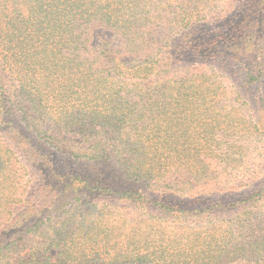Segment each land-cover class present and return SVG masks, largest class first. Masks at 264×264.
<instances>
[{
  "label": "trees",
  "instance_id": "obj_1",
  "mask_svg": "<svg viewBox=\"0 0 264 264\" xmlns=\"http://www.w3.org/2000/svg\"><path fill=\"white\" fill-rule=\"evenodd\" d=\"M0 68V264H264V0H0ZM12 129L110 170L23 217Z\"/></svg>",
  "mask_w": 264,
  "mask_h": 264
},
{
  "label": "rangeland",
  "instance_id": "obj_2",
  "mask_svg": "<svg viewBox=\"0 0 264 264\" xmlns=\"http://www.w3.org/2000/svg\"><path fill=\"white\" fill-rule=\"evenodd\" d=\"M108 35L112 36V32L98 28L94 33V40L97 41L101 36ZM0 78L6 89L9 91L10 96L14 98L15 90L17 88V82L2 68H0ZM247 95L249 96L250 108L255 114L263 108L264 102V79L261 84H255L247 87ZM247 99V98H246ZM26 108V107H25ZM260 114V113H259ZM7 128L12 126L8 125ZM14 136L17 138L16 144L19 153L22 156V160L27 164L32 177L34 179V187L32 189V196H34V201L27 213L23 216L28 215L33 216L35 213L47 210L50 207L61 206V204L70 197V192L77 185H80L81 180L86 179L88 176H97L101 172H109L110 168L108 165L98 166L91 164H81L72 163L71 159L58 158V154L55 150L46 145L44 141L38 140L33 135L31 131H25L20 133L16 129H12ZM68 146H86L79 136H70L68 141H66ZM239 192H233L231 195H221L215 198L216 200L222 199L227 201L231 198H236L240 196ZM159 197V196H155ZM226 197V198H225ZM210 196H205L200 199H187L180 198L174 195H167V197L162 198V200L173 203L176 205H181L183 207H198L204 206L211 203ZM23 217L19 218L16 222H21ZM1 222V219H0ZM18 224V223H17ZM11 224L8 227L7 234L14 232L16 229L21 228V224ZM57 249L51 251L53 258L57 253Z\"/></svg>",
  "mask_w": 264,
  "mask_h": 264
}]
</instances>
